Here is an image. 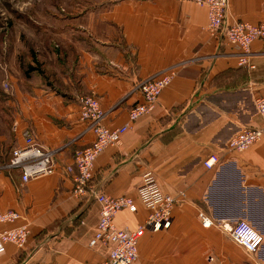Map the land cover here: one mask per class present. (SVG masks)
Masks as SVG:
<instances>
[{"label": "crops", "instance_id": "obj_1", "mask_svg": "<svg viewBox=\"0 0 264 264\" xmlns=\"http://www.w3.org/2000/svg\"><path fill=\"white\" fill-rule=\"evenodd\" d=\"M83 14L60 27L59 41H38L45 57L27 54L28 75L10 63L17 71L8 72L11 97L0 90V213L21 215L0 230L30 229L25 246L8 244L0 264L105 260L110 245H89L99 217L95 196L137 198L148 171L176 204L171 226L146 230L132 264H264V245L251 253L220 227L246 219L264 234V138L244 151L228 149L240 130L263 124L255 98L264 96V39L252 43V69L238 65V50L207 29V8L192 0H100ZM237 20L264 21V0H229L225 21ZM172 65L178 73L155 108L130 121L142 100L138 84ZM89 95L107 111V126L129 127L97 158L88 195L76 198L64 167L94 139L79 113ZM26 134L57 150L53 174L23 182L20 170L4 167ZM211 154L220 163L208 169ZM137 203V212L116 214L118 228L144 223L148 210ZM200 211L215 218L212 225H203Z\"/></svg>", "mask_w": 264, "mask_h": 264}, {"label": "built area", "instance_id": "obj_2", "mask_svg": "<svg viewBox=\"0 0 264 264\" xmlns=\"http://www.w3.org/2000/svg\"><path fill=\"white\" fill-rule=\"evenodd\" d=\"M192 1L207 8V29L218 38H223L225 44L238 50L236 53L238 65L254 69L256 65L252 62L251 46L255 40L264 39V21L251 23L246 20H237L228 24L225 16L229 0ZM177 69V65H172L138 84L137 89L142 95V100L130 108V121L137 120L155 108L162 91L177 75ZM6 86H8L7 83ZM79 107L80 118L86 123L85 132H92L94 139L90 145L76 151L73 163L65 166L64 170L72 177V194L76 198H83L89 193L88 188L94 177L97 158L107 148L119 143L121 135L127 131L129 125L126 123L114 128L107 126L105 118L108 113L95 96L80 98ZM255 107L262 119V126L245 127L240 130L229 140V150H247L264 138V96L255 98ZM56 152L57 150L45 148L31 135L26 134L25 145L13 151L10 162L4 167L20 170L22 181L28 182L55 172ZM218 163H220V157L217 154H211L203 162L208 169ZM137 199L148 210L144 223L134 229L118 228L114 224L116 214L121 210L137 212ZM95 201L99 206V217L89 245L94 246L102 242L110 245L111 249L105 260L93 264H132L136 262L139 258V242L146 230L156 232L169 228L176 204V198L161 189L156 175L150 171L143 175L137 187V198L131 195L113 196L101 193L95 196ZM20 217L21 215L14 210L1 212L0 224L15 222ZM200 217L205 227L212 225L215 220L205 211H200ZM220 227L228 230L233 240L251 253L258 252L264 245V234L246 219H238L233 224L223 223ZM29 235L28 224L0 230V255L6 251L8 244L24 247Z\"/></svg>", "mask_w": 264, "mask_h": 264}, {"label": "rangeland", "instance_id": "obj_3", "mask_svg": "<svg viewBox=\"0 0 264 264\" xmlns=\"http://www.w3.org/2000/svg\"><path fill=\"white\" fill-rule=\"evenodd\" d=\"M99 1L0 0V90L5 93V100L11 97V77L8 72L12 74L15 71L11 69L10 63L16 60L21 69L19 72L28 75V63L25 62L27 54L34 55L37 52L39 58L44 60L45 57L46 46L38 45V41L48 38L59 41L62 36L58 32L60 27L81 20L83 13L91 10ZM56 48L59 49L60 46ZM14 55L16 59L13 58ZM2 65L4 69L1 68ZM20 85H23L22 81Z\"/></svg>", "mask_w": 264, "mask_h": 264}]
</instances>
